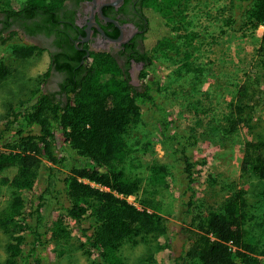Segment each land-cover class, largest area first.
<instances>
[{"label":"trees","instance_id":"trees-1","mask_svg":"<svg viewBox=\"0 0 264 264\" xmlns=\"http://www.w3.org/2000/svg\"><path fill=\"white\" fill-rule=\"evenodd\" d=\"M235 2L237 12L245 15L244 26L248 30L255 33L259 27L264 28V0ZM179 3L150 0L148 6L165 23L171 20ZM61 5V0H26L20 5L8 1L0 16L6 22L43 15V23H49L45 29L50 33L56 30L52 20L56 21L54 13ZM3 26L0 36L9 32L5 42L12 40L16 33L10 32L9 22ZM195 37L186 33L181 38L185 45H190ZM71 46L53 64L56 71L65 75L61 85L65 101L52 93H40L32 105L20 104L19 108L9 109L12 120L0 129V189L9 192L0 196V231L7 237L3 264H30V258L40 264L39 251L46 245L45 220L41 215L44 196L51 187L59 188L57 181L63 185L61 191L55 190L62 196L58 202L61 213L50 216L52 241L71 240L72 230L67 223L71 222L81 235L84 253L97 255V264H124L120 250L125 245L146 246L152 250L146 264H155L152 254L170 249L165 216H172L171 211L163 210L162 204L164 198L168 199L162 192L169 187L172 174L154 157L158 144L173 150L176 173L181 178L178 223L183 241L174 264L259 262L264 251L260 252L256 243H247L246 225L252 218L243 190L235 191L206 214L197 207L194 187L206 163L192 157L196 146L193 138L169 133L168 113L157 101L162 87L155 65L141 73L143 84L137 89L108 57L93 54L86 67L80 69V60L67 58L70 52L77 53ZM150 46L154 53L163 55L178 49L168 36L152 40ZM41 52L28 44H17L11 50L18 60ZM257 53L264 59V30ZM189 58L185 53L184 60ZM188 66L185 63L184 67ZM10 73L0 60V83ZM48 77L49 72L43 76L45 82ZM238 123L233 121L225 133L233 132ZM149 126L151 130L146 132ZM46 163L64 169L67 174L56 178ZM43 169L52 177V185L48 184L41 194L28 195ZM240 169L243 174L250 172L264 180V138L245 142ZM130 197L136 199L138 206L127 202ZM3 202L6 204L2 208ZM85 222L88 226L83 227ZM28 238L30 248L24 254Z\"/></svg>","mask_w":264,"mask_h":264},{"label":"rangeland","instance_id":"rangeland-1","mask_svg":"<svg viewBox=\"0 0 264 264\" xmlns=\"http://www.w3.org/2000/svg\"><path fill=\"white\" fill-rule=\"evenodd\" d=\"M8 1L18 5L26 2L0 0V12L5 9ZM179 2L180 6L168 22L165 20L164 23L156 14L150 17V35L153 41L158 37L168 36L178 48L175 52H165V55L154 53L152 46L148 48L162 87L157 101L168 113L169 133L193 138L196 146L192 150V157L206 163L194 187L197 207L206 214L209 209L219 207L235 191L243 190L247 211L252 218V222L246 225L249 231L247 243H256L262 252L264 180L261 181L250 172L243 174L240 165L245 142L264 138V59L257 53L263 29L252 33L244 26L245 15L237 12L235 0ZM1 32L3 27L0 28ZM186 33L196 36L190 45H185L181 38ZM8 34L9 32H4L0 36V40L4 39L3 43L0 42V60L11 71L0 83V129L8 120H12V109L19 108L20 104L30 106L36 96L47 93L44 90L43 76L49 72L50 67L46 52L34 54L26 60L15 59L11 54L12 47L23 42L19 35L5 42ZM185 53L190 56L187 62L184 60ZM185 63L189 66L184 67ZM23 107L20 111H23ZM236 120L239 123L233 132L225 133ZM145 130L148 132L151 127ZM135 135L136 133L131 134V137ZM154 151L159 164L166 166L172 174L168 180L169 187L162 192L168 198H164L162 202L163 210L171 211L172 216H165L170 249L155 252L152 256L155 264H174L183 241L178 223L181 178L176 173V156L173 157V150L158 144ZM46 166L53 169L52 173L58 179L67 174L64 169L55 168L48 163ZM52 183V177L43 169L28 195L41 194ZM56 185L59 188L55 190L61 191L63 185L59 181ZM55 190L51 187L44 196L45 204L41 215L45 220L46 245L44 249L38 247L42 249L39 251L40 256L38 255L40 264H97V255L92 253L87 256L84 253L81 235L71 222H67L72 230L71 240L52 241L49 233L50 216L61 213L58 202L62 198L59 191ZM6 195L9 192L6 188H1L0 196ZM127 202L138 206L134 197L127 198ZM5 204L3 202L1 207ZM86 226L88 222L83 224V227ZM30 241L31 238L26 240L28 244L23 248L24 254L30 248ZM6 244L7 237L0 231V264L6 260ZM149 252L152 253V250H147L144 245H125L120 250V257L124 264H146ZM258 259L256 264H264V257ZM29 263L35 264L32 258ZM18 264L23 263L19 261Z\"/></svg>","mask_w":264,"mask_h":264},{"label":"flooded vegetation","instance_id":"flooded-vegetation-1","mask_svg":"<svg viewBox=\"0 0 264 264\" xmlns=\"http://www.w3.org/2000/svg\"><path fill=\"white\" fill-rule=\"evenodd\" d=\"M61 1V8L54 13L56 21L52 20L56 28L53 32L48 33L45 29L49 23H43L46 18L43 15L6 21L10 24V32L21 38L23 43L20 44L38 47L47 53L50 67L44 90L65 101L66 95L61 87L65 75L56 71L53 64L71 45L77 53L70 52L67 58L80 60V69L86 67L93 54L108 57L118 66L123 77L127 76L129 84L140 89L143 84L141 73L154 65L148 53L153 40L150 17L155 15L148 6L150 0ZM0 21L2 28L5 18L0 16Z\"/></svg>","mask_w":264,"mask_h":264},{"label":"built area","instance_id":"built-area-1","mask_svg":"<svg viewBox=\"0 0 264 264\" xmlns=\"http://www.w3.org/2000/svg\"><path fill=\"white\" fill-rule=\"evenodd\" d=\"M262 29L264 30L263 26L259 27V30H262Z\"/></svg>","mask_w":264,"mask_h":264},{"label":"crops","instance_id":"crops-1","mask_svg":"<svg viewBox=\"0 0 264 264\" xmlns=\"http://www.w3.org/2000/svg\"><path fill=\"white\" fill-rule=\"evenodd\" d=\"M263 32L261 31V34H262Z\"/></svg>","mask_w":264,"mask_h":264}]
</instances>
